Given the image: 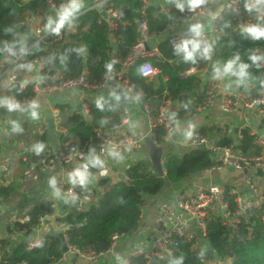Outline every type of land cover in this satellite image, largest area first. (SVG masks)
Segmentation results:
<instances>
[{"label": "trees", "instance_id": "trees-1", "mask_svg": "<svg viewBox=\"0 0 264 264\" xmlns=\"http://www.w3.org/2000/svg\"><path fill=\"white\" fill-rule=\"evenodd\" d=\"M172 1L184 3V10L188 9L187 0ZM44 2L45 0H0V55L10 48L18 49L23 46L22 40L29 31L24 22L31 11L41 7ZM112 3L121 11L120 21L114 31L110 30L105 20L100 21L99 11H89L77 17L76 32L70 36L69 41L50 45L47 49L37 52L47 61L46 75H54L61 70L64 80H70L86 72L91 82L100 81L114 66L111 62L114 53L112 38L116 41V55L121 59L129 55L141 36L138 26L143 19V5L139 0H112ZM154 11L153 7L147 8V33L150 36L162 32L173 23L168 15H162L160 19L154 18ZM248 11L252 26L264 28V10L253 8ZM260 11L262 15L259 14ZM219 27V41L227 45L231 52L228 63L235 61L233 70L238 72L240 65H248L245 76L249 79L239 85L237 91L248 99L262 96L264 67L260 60L253 63L250 57H261L264 52V40H253L249 33L238 32L234 16L230 12L223 13ZM192 39L200 40L196 36H183L178 45H172L171 39L157 45L159 56L150 58L161 72L155 79L143 78L138 71L139 64L130 67V81L144 96L139 100L140 103L150 100L153 104V96L163 95L167 91L166 98L178 103V109L173 111L178 118H186L189 112L194 113L196 108L204 105L202 79L196 75L183 78L182 74L192 68L204 69L207 61L197 54L193 63L184 59L183 52L177 51L182 42ZM202 50L201 44L200 51ZM256 50L259 53H256ZM250 82L254 83L253 87L249 86ZM15 91L19 100L34 98L31 89L25 92L19 89ZM84 104H87L88 118H84L79 110H72L69 105L56 107L62 116L65 134L58 133L57 142L53 144H59L62 150L70 146L80 149L84 154L83 161L86 162L94 153L97 154L100 135L109 128L120 125L124 115L114 102L102 98L91 97L84 101ZM198 131L209 140L216 141L221 147L232 148L244 155L258 152L249 128L240 129L237 137L229 132L227 126L202 127ZM24 140L27 146L17 147L21 164L23 155L30 161L43 157L45 146L50 139L47 128H44L42 132L26 133ZM164 141L165 131L160 128L154 142L162 144ZM215 164L207 151L197 147H192L182 156L166 155L162 167L166 171L165 176H162L158 169L155 170L153 161L149 159L129 161L124 169L125 180H101L99 185L103 187V191L99 200L82 213L71 210L56 218L57 225H66L68 230L60 233L61 236L51 235L49 231L45 243L34 248L29 247L28 240L34 237L33 228L37 220L54 213L53 201L44 196L41 190L23 192L14 182L2 185L0 202L3 210L0 214V228L4 229L6 236L0 239V264H12L13 252L16 264H56L61 259L66 245L84 253H101L111 246L114 236L130 235L138 229L145 200L158 195L167 182H181L213 168ZM88 192L97 194L93 189ZM263 214L264 204L260 209L249 211L247 219L242 220L234 233H230L219 219L209 218L206 229L207 249L198 244L182 243L161 264H264V230L261 222ZM13 215L22 219L28 217L29 221L13 222ZM22 229L27 231L21 234L18 231ZM10 236L19 239L13 247L8 240ZM134 261L141 263L143 260L140 257Z\"/></svg>", "mask_w": 264, "mask_h": 264}, {"label": "built area", "instance_id": "built-area-1", "mask_svg": "<svg viewBox=\"0 0 264 264\" xmlns=\"http://www.w3.org/2000/svg\"><path fill=\"white\" fill-rule=\"evenodd\" d=\"M139 1L143 5V19L138 26L141 36L137 44L132 47L129 55L123 59L119 58L114 52L111 57L114 66L97 82H91L86 72L70 80H64L61 70L54 75H46L47 61L44 56L39 55L37 52L47 49L50 45L69 41L70 36L76 32L75 20L77 17L89 11H99L100 21L105 20L110 30L114 31L120 21V9L112 3V0H99L86 8L80 9L75 16L65 22L59 34L52 32L51 29H46V25L49 19L53 22L55 15L59 13L61 6L67 3V0H45L41 7L33 9L24 22V26L29 31L22 40L23 46L18 49L10 48L0 55V93L5 85L11 86V90L8 92V105H16L13 108L29 106L40 95H49L65 89L74 90L78 86L83 88L82 91L92 93L117 88L125 93L130 100L137 101L140 104L146 116L147 136L150 139L154 140L157 131L162 128L165 131L166 140H176L178 117L173 113V102L166 98L167 91L163 95L153 96V104L150 100L140 103L139 100L144 96L137 91L130 81V67L137 64H139L138 71L140 75L147 80L155 79L161 73L150 61V58L159 56L157 48L150 51L146 49L147 42L153 38L147 33V8L150 6V0ZM255 3L256 0H226L222 10L213 15L210 31L197 37L203 47H210L212 37L220 35L219 23L224 12L232 13L236 22V30L247 34L248 32L245 29L252 26V18L247 6ZM207 6L208 2L204 1L194 11L177 14L176 21L181 24H188L193 19L203 15ZM102 12H105L106 17L102 16ZM47 13H49L48 16ZM259 14L262 15V12L260 11ZM55 24L53 22V26ZM183 36L190 37L195 36V34L187 32L173 37L171 38V44H180ZM255 52L259 53L257 50ZM261 58L260 63L264 67V52ZM209 59L210 52L205 60L208 62ZM198 73L202 79L201 91L205 97L204 105L196 108L194 113L189 112L186 118L196 117L218 102L221 111L238 113L239 109H242V111L247 110L260 121L264 120V95L248 99L237 90L221 91L216 78L212 75L205 76L204 69L192 68L182 74V77L187 78ZM16 89L22 92L31 89L34 98L32 100L27 98L19 100ZM84 107L87 109V104H84ZM121 112L124 115L122 123L109 128L100 135V143L97 149V155L100 157L125 155L130 152H140L142 149L143 141L137 134L117 135V129L122 127L124 123L129 122L128 109L122 107ZM51 113L56 135L58 136V133L65 134L59 110L56 108ZM6 124L11 125L12 121L9 120ZM44 128L43 125H39L37 131L42 132ZM250 132L254 136V146L258 152L252 155H244L232 148L219 146L216 141H211L203 136L198 129L191 131L189 136L185 138L189 145L195 148L202 145L205 151H210V155L216 163L213 168L200 174L221 172L227 168H233L237 172L247 171L246 189L239 190L233 185H220L213 182H194L189 186H182L176 194L174 205L164 204L159 207L155 220L157 237L151 242L149 249L144 254L139 250H134L122 264H161L182 243L198 244L202 242L204 245L200 247L207 249L206 229L209 218L219 219L230 233H234L241 225L242 220L247 219L246 215L249 211L260 209L263 206L264 187L257 183L255 175L264 177V132ZM51 143L52 141L49 140V143L45 146L43 157L33 161H30L26 155L21 157L22 164L25 166L22 172L23 181H36L42 179L44 175H54L56 170H66L71 175L76 170L71 168L72 164L75 161L81 162L84 160V154L80 149L70 146L62 150L59 146L53 148ZM144 159L143 156H137L135 160ZM9 163V158L0 156V186L11 182L6 176L10 173ZM70 186L69 180H65L58 184L57 191L65 198L67 204L71 205L72 211L82 213L99 200L100 195H92L88 192L90 188L87 184L76 183ZM74 201H78V204H74ZM56 208L57 204L53 202L52 209L54 213L40 217L33 229L36 231L45 227L47 221L57 224ZM11 221L25 223L29 221V218L22 219L17 215H13ZM261 222L264 230V214L261 217ZM26 231V229H22L18 232L22 234ZM125 236L127 235L114 236L111 246L101 253H84L75 247L66 245L64 248L67 249V252L63 253L56 264L69 263L71 258H81L93 263L98 262L111 255L117 243ZM45 241L46 235H39L29 239L28 244L30 248H34L42 245ZM140 257L143 260L141 263L134 261L135 258Z\"/></svg>", "mask_w": 264, "mask_h": 264}, {"label": "crops", "instance_id": "crops-1", "mask_svg": "<svg viewBox=\"0 0 264 264\" xmlns=\"http://www.w3.org/2000/svg\"><path fill=\"white\" fill-rule=\"evenodd\" d=\"M30 1L32 0H26V2ZM97 1L99 0H82L84 6L81 9L86 8ZM225 2L226 0H209L206 12L203 15L193 19L188 24H181L180 22L176 21V15L178 13L183 14L185 12H189V9H183L182 11L176 7L178 2H174L172 0H150V7L155 9L153 13L154 18L160 19L162 15H168L173 20L171 26L153 36L156 45L173 37L186 34L187 32H192L191 28L196 24L202 26V33H208L212 26L213 15L222 10ZM219 39L220 35L213 36L211 39L210 59L204 68V75L214 76L220 85L221 91L237 90V87L245 82V80L236 78L230 81L229 73H224L223 70L228 64V56L231 54V52L227 45L221 44ZM115 43V39L112 38L111 45L114 49V52L116 51ZM217 70H219V75L217 74ZM196 75L201 77L199 73ZM249 86L253 87L254 83L250 82ZM10 90L11 86L5 85L4 89L0 93V146L2 148V153L0 156L10 159V173L9 175H6L7 179L11 182H14L20 188V191L23 192L41 190L44 196L57 204L55 211L57 218L62 217L72 210L71 205L67 204L65 198H63L61 193L57 191L58 184L65 180H69V183L71 185L73 184L71 182V175H69L66 170H60L59 174L51 175L48 179L43 177L42 179L36 181H23L22 172L24 170V166H22L18 158L20 153L19 150H17V147L20 145L22 147L27 146L24 140L26 133L38 132L37 130L39 125H43L45 128H47V115L56 109L58 105H69L72 110H77V106L80 103L84 104V101L90 99L91 97H98L112 101L120 108V110L122 107H126L129 111V122L124 123L122 127L117 129V135L126 136L130 133H135L138 137L145 141L140 152L127 153L124 155V159H121L120 155H107L105 157H100L94 153L93 156L99 157L101 160L106 161L103 168L100 166L93 167L91 165L88 167V169L91 170H88L89 175L87 185L90 189L95 190L97 195H101L103 191V187L99 185L101 180L109 179L112 182L125 180L126 177L124 174V169L127 167L128 162L135 161L137 156H143L145 159H149L151 161L155 159L154 161H156V164H153L156 170L159 168L158 165L163 167V159L166 155H184L186 152L192 149L185 138L189 136L191 131L196 129L215 125H220L221 127L227 126L229 132L236 137L239 134L240 129L243 128H249L251 131L264 132V125L261 127V121L247 110L237 113L235 118H223L221 116V110L218 106V102H216L208 110L200 113L196 117L178 118L176 140L165 139L162 144H156L154 140L147 136L148 129L146 116L142 111L140 104L137 101L130 100L129 104L124 106V103L117 97V93L114 88L103 90L97 93L77 91L76 89L60 90L49 95H40L31 105L20 108L8 107V92H10ZM175 109H178V103L176 102L173 103V110ZM9 120L12 121L11 125L6 124V122ZM235 128H238L237 134L235 133ZM51 144L53 145V148H56L59 145L53 144V142ZM148 144H150L151 147H149ZM152 147L155 149L154 151L152 150ZM151 156H153L154 159H152ZM84 163V161H75L71 168L78 169ZM16 167L20 169L18 172L16 171ZM94 168L95 170H93ZM101 171H104L105 174L101 175ZM226 171L236 173L239 176L230 177V179L233 181H230L231 183L226 181H224V184L214 182V179L212 178L214 175L223 174ZM163 172L166 173L165 169H163ZM241 177L243 179L242 185L240 183ZM260 177L263 176L255 175L257 183L264 187V181ZM245 180L246 174L244 172L230 171L229 168H227L226 170L218 173L214 172L210 174H195L178 183L167 182L158 195L149 197L145 200L138 229L134 233L123 237L117 243L111 255L95 263L81 258H76V261L73 262V258H71L69 263L66 264H122L134 250H139L142 252V254H144L149 249L151 242L157 237L155 231V220L159 207L164 204L174 205L176 194L179 192L182 186H189L194 182H213L220 185H233L245 190ZM2 210L3 207L0 205V214ZM68 228L69 227L66 225L59 226L51 222L39 230H34L35 233H33V236L47 235L51 229L60 234L67 231ZM5 236L6 234L4 229L0 228V239ZM8 240L13 247L15 242L17 243L19 239L10 236L8 237Z\"/></svg>", "mask_w": 264, "mask_h": 264}, {"label": "clouds", "instance_id": "clouds-1", "mask_svg": "<svg viewBox=\"0 0 264 264\" xmlns=\"http://www.w3.org/2000/svg\"><path fill=\"white\" fill-rule=\"evenodd\" d=\"M204 3V0H187V7L190 11H194L199 8ZM82 0H67V3L63 4L59 10V22L53 26V22L51 19L48 20L46 25V29H51L52 32L59 34L60 29L64 26L66 21H69L76 13L83 7ZM179 9L183 11L185 8L184 3H178L176 5ZM251 11L253 8L257 10H264V0H256L255 4H251L247 6ZM191 31L195 34L196 37H200L202 34V26L199 24L194 25L191 28ZM246 32L250 34L253 40H264V28L258 26H249L245 29ZM201 49V41L198 39H192L182 42L180 46H178L177 51L184 53V59L187 61H192L195 63V57L197 54L203 56L205 59L208 58V54L211 51L209 46H204L203 50ZM238 59V57H237ZM253 63H256L257 60L262 59L261 57L252 56L250 57ZM235 61H230L224 68V73H230L233 71V64ZM111 65H109V68ZM248 65L243 64L240 65L238 72L236 73L240 77L247 75L246 69ZM217 74L219 75V70H217ZM9 108L16 107V105L9 104ZM42 147V146H40ZM40 147L37 148V152H39ZM106 161L101 160L99 157L90 156L87 161L81 165L80 168L76 169L71 174V182L73 184L79 183L81 185H85L88 183V167L89 165L95 167L100 166L104 167ZM101 175H104L105 172L101 171ZM54 183V182H53ZM74 199V197H73Z\"/></svg>", "mask_w": 264, "mask_h": 264}, {"label": "water", "instance_id": "water-1", "mask_svg": "<svg viewBox=\"0 0 264 264\" xmlns=\"http://www.w3.org/2000/svg\"><path fill=\"white\" fill-rule=\"evenodd\" d=\"M49 15V13H47V16ZM102 16L103 17H106V14L105 12H102ZM53 22L57 23L59 22V13H57L55 15V18L53 20ZM157 48V45L154 41V39H150L147 44H146V49L148 51H150L151 49H156ZM237 72H235L234 70L232 72L229 73V79L230 81L233 80V79H236V78H240V79H244V80H248L249 78L246 77V76H243V77H240L239 75L236 74ZM76 90L77 91H82L83 88L81 86H78L76 87ZM114 90L116 91L117 93V97L124 103L123 105L124 106H127L130 102V99L127 97V95L125 93H123L121 90L117 89V88H114ZM77 110H79L81 112V114L83 115L84 118H88V111L87 109L84 107V104L83 103H80L78 106H77ZM242 112V109H239L238 110V113H241ZM237 115V113H233V112H226V111H221V116L223 118H235ZM46 124H47V133H48V136H49V139L53 142V143H56L57 142V135H56V132L53 128V118H52V113H49L47 115V119H46ZM262 125H264V120H261V127ZM235 133L237 134L238 133V128H235ZM143 143H145V141L142 139ZM197 149L199 150H203L204 147L202 145L198 146ZM207 153L210 154V151L207 150ZM152 159L153 156H151ZM120 158L121 159H124V155H120ZM155 160V159H154ZM153 160V163L156 164V161ZM125 161V160H124ZM126 162V161H125ZM158 170L160 172V174L162 176H165V172H163V169L162 167H160L158 165ZM230 171H235L233 168H229ZM59 170H56L54 171V174H59ZM245 174H247L248 172L247 171H244ZM44 178L48 179L50 178V175H44ZM74 204H78V201H74ZM0 205H1V202H0ZM46 224H49V222L47 221ZM50 233L51 235H58V236H61V234H58L56 231H54L53 229L50 230ZM67 252V249L64 248L63 249V253H66ZM73 262L76 261V258H73L72 260ZM11 262L12 264H16V261H15V254L14 252L12 253L11 255Z\"/></svg>", "mask_w": 264, "mask_h": 264}, {"label": "rangeland", "instance_id": "rangeland-1", "mask_svg": "<svg viewBox=\"0 0 264 264\" xmlns=\"http://www.w3.org/2000/svg\"><path fill=\"white\" fill-rule=\"evenodd\" d=\"M149 145V147H151V145L150 144H148ZM152 150L154 151L155 149L152 147ZM157 152V151H156ZM159 153H160V151H159ZM20 169L18 168V167H16V171L18 172ZM216 173V172H215ZM218 173V172H217ZM227 176V177H226ZM239 175L238 174H236V173H231V172H229V171H226L225 173H223V174H218V175H214L212 178L214 179V182H217V183H223L224 184V181H226V182H229V183H231V182H233L232 181V179H230V177H238ZM263 181H264V179H263V177H260ZM231 181V182H230ZM240 183H241V185H242V183H243V179H242V177H241V180H240ZM240 185V186H241ZM239 190H242V189H240L239 187H237ZM198 245L199 246H203L204 245V243H202V242H199L198 243ZM221 264H224V263H221Z\"/></svg>", "mask_w": 264, "mask_h": 264}, {"label": "bare ground", "instance_id": "bare-ground-1", "mask_svg": "<svg viewBox=\"0 0 264 264\" xmlns=\"http://www.w3.org/2000/svg\"><path fill=\"white\" fill-rule=\"evenodd\" d=\"M49 222V221H48Z\"/></svg>", "mask_w": 264, "mask_h": 264}]
</instances>
